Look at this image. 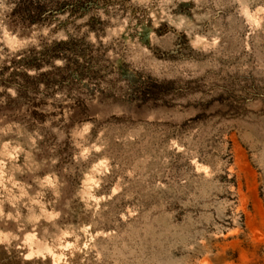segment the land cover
Masks as SVG:
<instances>
[{
	"label": "rangeland",
	"instance_id": "374dc122",
	"mask_svg": "<svg viewBox=\"0 0 264 264\" xmlns=\"http://www.w3.org/2000/svg\"><path fill=\"white\" fill-rule=\"evenodd\" d=\"M124 1L24 29L0 0V264H264V0ZM70 36L96 80L4 84Z\"/></svg>",
	"mask_w": 264,
	"mask_h": 264
},
{
	"label": "trees",
	"instance_id": "16d2710c",
	"mask_svg": "<svg viewBox=\"0 0 264 264\" xmlns=\"http://www.w3.org/2000/svg\"><path fill=\"white\" fill-rule=\"evenodd\" d=\"M10 2L14 5L12 23L24 29L58 22L63 15H69L74 19L93 10L110 9L117 13L126 9L124 0H10ZM94 23L97 24L96 21ZM59 26L64 27L61 23ZM44 48L42 52L33 50L29 56L24 55L14 60L13 73L9 81H3L7 87L16 88L20 99L30 103L36 102L41 86L49 91L68 88L71 93L73 87L82 84L84 79L94 81L101 74V69L97 67L104 59L101 48H96L85 39L70 36L67 41L55 42ZM57 62H62V66H57ZM44 70L46 71L43 72ZM30 71L39 74L32 76ZM72 100L76 107L83 106V100Z\"/></svg>",
	"mask_w": 264,
	"mask_h": 264
}]
</instances>
